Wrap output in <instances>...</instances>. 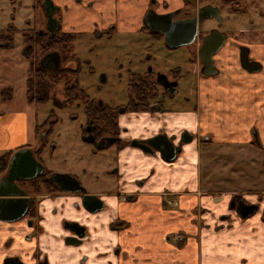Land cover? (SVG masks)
<instances>
[{"label":"crops","instance_id":"obj_1","mask_svg":"<svg viewBox=\"0 0 264 264\" xmlns=\"http://www.w3.org/2000/svg\"><path fill=\"white\" fill-rule=\"evenodd\" d=\"M253 47L260 70L241 67L234 51L220 76L192 70L195 104L120 111L115 160L108 151L112 178L95 189L76 168L48 170L74 177L100 199V210H85L80 193H37L24 184L31 209L15 221L0 219V264H264V46ZM21 115L17 128L13 115L0 121L6 151H33L38 142ZM161 133L180 147L172 161L130 144ZM235 198L257 207L241 218L229 209ZM116 220L125 225L112 227ZM65 222L85 228L79 243L66 241L76 236Z\"/></svg>","mask_w":264,"mask_h":264},{"label":"rangeland","instance_id":"obj_2","mask_svg":"<svg viewBox=\"0 0 264 264\" xmlns=\"http://www.w3.org/2000/svg\"><path fill=\"white\" fill-rule=\"evenodd\" d=\"M103 1L106 0L97 1L92 9L83 13L68 5L60 27L61 32L74 33L68 53L72 54L73 67L78 66L77 81L84 94L110 107L120 106L128 101L127 84L132 73H145L151 66L153 72H162L171 78L170 71L179 67L180 78L173 94L174 101L167 99L166 104H195L198 89L191 72L192 64L188 61L191 54L187 48L168 49L163 39L157 41L148 34L132 32L140 15L139 11L136 12V0H118L119 15L113 17L117 21V29L110 37L105 34L100 37L102 25L106 24L108 17V5L103 7ZM40 2L0 0V32L8 23L13 24L11 43L2 40L0 35V121L13 115L10 122L17 128L21 114H25L32 134L35 127L42 124L52 112L50 122L56 121L36 160L44 170L76 168L77 173L81 172V183L87 189H95L103 179L112 178L108 172L109 164H112L108 151L111 153L113 150L112 147L96 150L92 142L82 139V128L85 126L83 104L76 101L63 108L55 105L54 101L65 100L61 83H54L50 91L54 101L28 103L26 98L27 68L33 54L25 53L27 45L22 35L45 30L42 26L45 15ZM100 13L104 16H100ZM41 42H38L37 48ZM6 89L11 90L10 98H6ZM157 90L160 97L166 96L161 87H157ZM31 140L32 143L35 141L34 134ZM1 146L0 154L6 151ZM84 168H87L86 173H83ZM172 240L176 242V237Z\"/></svg>","mask_w":264,"mask_h":264},{"label":"flooded vegetation","instance_id":"obj_3","mask_svg":"<svg viewBox=\"0 0 264 264\" xmlns=\"http://www.w3.org/2000/svg\"><path fill=\"white\" fill-rule=\"evenodd\" d=\"M40 1H41L40 5L45 15L44 23L42 24L45 30L44 31L36 30L32 33H24L22 35V37L26 41V45L28 48L27 53L30 54L32 52L31 54L36 56L38 55L39 52L43 51V54H41L39 57V61H40V59L46 54L51 52H56L59 55L60 66H61L62 52L60 51L57 45L58 43L57 38H58V34L62 33L60 27L63 22V16H64L63 14H65V9H67V6L71 4L70 7H75L76 9L79 10L80 13H83L84 11H88L89 9H92L95 6V3L100 0H69L70 4L62 7L55 4L54 0H40ZM44 1H46L45 4ZM137 2H138L137 4L138 10H136V12L139 11L140 18H137L139 27L135 32L148 34L153 40L158 41L159 39H163V43L165 47L168 49L186 47L187 52H190L191 54L190 58H188V61L190 62V64H192L191 70L196 69L197 72H200L201 74H203V72L205 71L210 70L214 72L213 76H220L223 73V70L220 65H222L225 62L226 58L228 57L227 54H230L231 51L235 52V56H237L240 66L244 67L246 70H256V69L260 70L262 68V65L255 59L256 54L253 46L255 45L264 46V0H136V3ZM102 4L103 7L108 5V12H107L108 17L107 20H105L106 24L102 25L101 31L103 32L99 34L100 37L103 36V34H105L107 37H110L117 29V21L116 19H113V17L119 15V3L118 0H106L103 1ZM45 5L47 7V10L51 11L50 18H48V16L46 15ZM148 12L156 15L171 14L170 19L167 17L164 18L163 20H158L157 24L160 25L161 27H164L167 22L168 23L179 22L178 30L179 31L181 30V32L185 30V28L181 27L182 23L186 20L194 18L196 28L192 41L188 44H183L178 47H174V48L168 47L166 45L165 37L163 34L156 31L154 32L147 27L146 15ZM100 16H104V15L101 14ZM54 26L57 27V30L55 31L54 34L51 35L49 29L53 28ZM11 28H13V24L8 23L7 27L5 29H2V31L0 32L1 33L0 35L2 36V40L6 39V41L10 43H11L10 39H13ZM39 41H42L41 43L42 46L44 47H42L40 43L39 48H37ZM217 42L218 44H220V47L218 49L214 47V43ZM209 43L213 45H209ZM68 46H66L65 49V54L67 55V61H68L67 65L70 68L74 69L75 67H73V64L71 63L72 54L68 53L70 51V48H68ZM209 50L210 51L214 50L211 55V61H212L211 68H209L208 60H207V57L209 56L208 54L210 52ZM241 55H243V58L247 61L246 64L244 63V65H241V61H240ZM223 65L226 66V63ZM76 68L78 69V66ZM179 69H180L179 67L178 68L175 67L170 71L172 75L171 78H169L166 74L163 73L168 80L177 82V85L173 93L164 90L161 85L156 83L155 81L156 73H162V72H153L151 66H148L146 72L141 74V75L149 76V78L153 79L154 81L152 98L148 100L149 107L147 110H150L155 106L156 109H160L163 106V104H165L167 99L173 98V94L176 92L179 84L178 83V79L180 78ZM131 75H137V73H132ZM157 87L162 88V90L166 93L165 97L159 96V91L157 90ZM127 88L129 91V98L125 104L120 106L110 107L104 104L102 101L90 99L91 101L93 100L92 101L93 107H95L97 111H102L106 107L108 109V112L112 113L115 111L117 117V114L120 111L121 112L126 111L125 105L130 102V99H133V96L131 95V91L128 85ZM76 101H80V100H76ZM76 101H73L71 104L75 103ZM80 102L83 104L82 109L85 117V126L82 128V139L84 140L85 137L91 136L93 138L92 143L94 145V148L96 150H103V149H97L95 144L102 138H111L115 141L104 149H107L109 147L118 149L121 146V138L119 137L117 131L116 117H115L116 128H112L111 126L106 125V127L109 129L108 133H105L104 135L100 136L98 135L99 132H97L96 124L93 123V119L87 116L85 103H83L82 101ZM47 136H48L47 132L43 128V130H41V132L37 136L38 142L36 146L33 148L34 155L35 152L39 148H41V144L43 143L45 138L47 139ZM118 138L120 139L119 141H117ZM43 148L44 147H42L41 151L43 150ZM109 154H111L110 155L111 160H115L116 154L114 153H109ZM35 157L37 158L38 156ZM44 171H48V170L43 169L42 174L44 173ZM113 171L114 169L109 170L108 172L113 173ZM51 173L52 172H50V174ZM6 174H7V169L3 175ZM28 181L30 180H19L16 181V183L20 186V188L24 189V184L27 183ZM80 186L84 190V187L81 184ZM57 192H61V191L58 190ZM80 194L83 195V193ZM245 203L248 204L247 202ZM27 214L25 216H27ZM227 216L228 215H225L224 217L227 218ZM65 224L68 226L72 223L65 222ZM111 226L114 228H122L124 226V223L119 220H116L113 222V224H111ZM73 227L77 230V232L83 233V236L85 235V228L83 226H81L83 227L82 230L78 227L75 226Z\"/></svg>","mask_w":264,"mask_h":264},{"label":"water","instance_id":"obj_4","mask_svg":"<svg viewBox=\"0 0 264 264\" xmlns=\"http://www.w3.org/2000/svg\"><path fill=\"white\" fill-rule=\"evenodd\" d=\"M46 1H44V4ZM46 15L50 18L51 11L47 10ZM171 14L166 15H156L148 12L146 15V23L147 27L156 32H160L164 35L166 45L170 48L178 47L183 44H188L192 41L194 33H195V19H189L182 23L181 27L185 28L184 31L178 30L179 22L175 23H166L164 27H161L157 24L158 20H163L164 18L170 19ZM182 28V29H183ZM51 34H54L57 30V27H53L49 29ZM209 45H213L209 43ZM215 48H219L220 44L214 43ZM211 50V49H210ZM209 50V51H210ZM28 48L25 50L27 54ZM214 50L209 52V56L207 57L209 68H211V55ZM241 65L246 64V60L241 55ZM39 64L42 68L47 70H55L60 65V58L58 53L51 52L43 56ZM205 75H214L212 71L203 72ZM155 81L159 85L163 87L164 90L173 93L175 87L177 85L176 81H170L163 73H156ZM182 140L189 139V135L183 133L181 136ZM120 139L118 138L117 141ZM84 141L93 142V138L91 136L85 137ZM115 140L111 138H102L95 145L97 149H104L108 147ZM132 146L140 148L143 152H148L153 154L154 152H159L161 158L166 161H172L179 150V146H175L173 142L163 133L157 134L149 139L142 140H132L130 143ZM43 167L41 163H39L33 154V151L29 148H22L14 152L9 160L7 174L0 178V219L15 221L23 218L29 209L30 200L27 197L24 189L20 188V186L16 183L19 180H32L42 174ZM48 180L60 191L65 193H83L82 196V204L85 210L90 213L96 212L102 208V203L100 199L95 195L86 194L83 188L80 186L79 182L68 174L63 173H51L48 176ZM255 204H246L243 200L235 198L230 201L229 209L235 210L236 214L245 218L252 214L256 209ZM31 223V222H28ZM64 226L67 225L64 223ZM75 231L74 238H66L71 239V241H75L76 243L80 242V238L83 237V233L77 232V230L73 227H78L81 230L83 227L79 226L77 223H72L68 225ZM6 264H22L18 260L13 261L6 260ZM45 264V263H41Z\"/></svg>","mask_w":264,"mask_h":264},{"label":"trees","instance_id":"obj_5","mask_svg":"<svg viewBox=\"0 0 264 264\" xmlns=\"http://www.w3.org/2000/svg\"><path fill=\"white\" fill-rule=\"evenodd\" d=\"M74 38V33L62 32L58 34L57 45L62 52L61 55V66L55 70H47L42 68L39 65V57L42 52H39L38 55H32V60L29 62L27 68V77H26V98L28 103H43L50 99L53 100V97L50 94V91L53 88L54 83H61L62 93L65 96L64 101H54L55 105L63 108L71 104L73 101L80 100L85 103V108L87 110V116L93 119V123L96 124L98 135H104L108 133V128L106 125L116 128L115 117L116 112H108V109L105 107L102 111H97L92 105V101L84 94L82 89L78 85V69L70 68L67 65V55L65 54L66 46L71 42V39ZM56 41V40H55ZM54 41V42H55ZM44 44V43H43ZM52 44V41H51ZM42 46V44H41ZM44 47V46H42ZM128 87L131 91L133 99H130V102L125 105L126 111H143L147 110L149 107L148 100L152 98V90L154 88V81L150 79L149 76L137 74L131 75L128 80ZM7 96L10 98V89H6ZM137 101V103H136ZM53 115L51 112L47 119L41 124L35 127L34 136L38 134L45 128L47 135L52 131L53 122H50V117ZM48 137V136H47ZM47 139L45 138L39 148L35 152V156H38L41 152L42 147L45 146ZM14 150H8L0 154V177L5 173L11 155ZM50 175L49 171H44V173L36 177L25 184H28L29 187L37 193L42 191L44 192H57L58 189L48 180ZM31 209V208H30Z\"/></svg>","mask_w":264,"mask_h":264}]
</instances>
